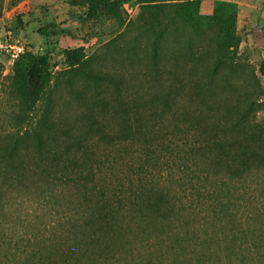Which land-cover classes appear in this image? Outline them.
<instances>
[{
    "label": "trees",
    "instance_id": "obj_1",
    "mask_svg": "<svg viewBox=\"0 0 264 264\" xmlns=\"http://www.w3.org/2000/svg\"><path fill=\"white\" fill-rule=\"evenodd\" d=\"M50 55L14 63L32 113L50 88ZM66 59L74 72L88 61L83 50ZM104 80L88 68L89 82ZM149 81L153 93L127 90L103 98V110L89 105L88 124L74 132L50 124L46 109L34 141L27 130L0 142V206L43 190L41 198H56L73 216L0 218V264H264L263 129L179 120L186 112L178 89L156 73ZM117 157L127 174L114 172ZM161 162L165 177L149 171ZM162 204H183L190 218H142V209L159 212ZM208 207L216 218H198Z\"/></svg>",
    "mask_w": 264,
    "mask_h": 264
},
{
    "label": "rangeland",
    "instance_id": "obj_2",
    "mask_svg": "<svg viewBox=\"0 0 264 264\" xmlns=\"http://www.w3.org/2000/svg\"><path fill=\"white\" fill-rule=\"evenodd\" d=\"M0 40L26 50L12 62L0 49V142L27 130L34 141L46 109L50 124L74 132L88 124L89 105L104 109L103 98L135 89L153 93L154 73L169 91L178 89L186 112L179 120L204 116L235 122L241 132L257 126L264 131V0H0ZM74 50L86 53L85 70L69 67L66 52ZM45 53L51 54L50 88L32 113L15 84L14 66ZM88 68L105 80L89 82ZM113 160L114 172L125 174L124 164ZM149 171L165 177L167 167L151 163ZM166 186L172 184L162 181ZM42 192L17 205L4 201L0 218L73 217L55 206L56 198L47 203ZM207 209L198 218H216ZM144 210L142 218L165 211L166 218H190L183 204Z\"/></svg>",
    "mask_w": 264,
    "mask_h": 264
},
{
    "label": "built area",
    "instance_id": "obj_3",
    "mask_svg": "<svg viewBox=\"0 0 264 264\" xmlns=\"http://www.w3.org/2000/svg\"><path fill=\"white\" fill-rule=\"evenodd\" d=\"M0 49L9 54L12 62L17 61L26 51L25 47L21 44H14L3 40H0Z\"/></svg>",
    "mask_w": 264,
    "mask_h": 264
}]
</instances>
